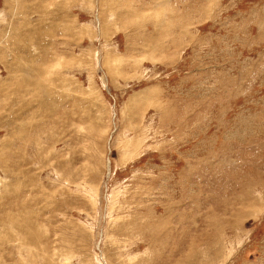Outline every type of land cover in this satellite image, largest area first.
Returning a JSON list of instances; mask_svg holds the SVG:
<instances>
[{
	"label": "rangeland",
	"instance_id": "374dc122",
	"mask_svg": "<svg viewBox=\"0 0 264 264\" xmlns=\"http://www.w3.org/2000/svg\"><path fill=\"white\" fill-rule=\"evenodd\" d=\"M0 264H264V0H0Z\"/></svg>",
	"mask_w": 264,
	"mask_h": 264
}]
</instances>
